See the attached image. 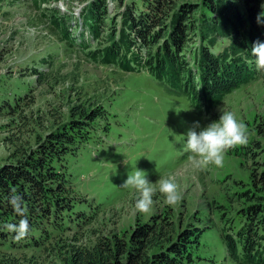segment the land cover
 Masks as SVG:
<instances>
[{
  "label": "rangeland",
  "instance_id": "1",
  "mask_svg": "<svg viewBox=\"0 0 264 264\" xmlns=\"http://www.w3.org/2000/svg\"><path fill=\"white\" fill-rule=\"evenodd\" d=\"M91 1L37 4L36 0H0V165L16 162L17 150L24 144L26 148L35 146L39 136L64 122L71 105H100L105 115L91 122V135L76 154L68 156L65 165L70 195L87 206L86 221L53 231L51 242H73L78 235V244H93L100 233L129 234L136 226L161 216L174 215L185 223L202 218L210 227L202 238V255L216 261L211 264H230L221 229L234 231L240 220L233 218L223 224L219 213L225 212L223 218L229 220L245 206L231 196L237 185L244 186L252 164L229 150L222 167L194 169L191 154L184 150L185 135L196 121L203 128L218 120L219 109L224 107L247 125L249 139L257 137L254 127L264 119V71L260 79L228 93L206 113L193 105L186 91L170 87L165 78L146 70L127 72L118 64L94 60L91 50L108 42L110 27L119 23L123 8L119 7L121 0H106L109 16L102 26L104 37L99 45L92 41L91 47H83L78 44L83 38L76 24H81V9ZM60 21L69 26L77 43L69 45L63 39ZM137 169L145 171L153 183L174 176L183 199L177 206H169L157 192L150 214L134 212L138 194L121 185ZM26 244L23 236L14 238L13 246L0 242V264L10 257L20 264L60 261L55 255L58 244L51 249L46 247L49 243Z\"/></svg>",
  "mask_w": 264,
  "mask_h": 264
},
{
  "label": "trees",
  "instance_id": "2",
  "mask_svg": "<svg viewBox=\"0 0 264 264\" xmlns=\"http://www.w3.org/2000/svg\"><path fill=\"white\" fill-rule=\"evenodd\" d=\"M262 5L264 0H121L120 22L111 25L108 42L99 43L91 55L126 71L142 66L165 78L170 87L188 92L193 105L209 111L225 94L259 77L251 48L257 41L264 42ZM107 16L106 0H92L86 8L85 17L97 41L104 37ZM63 32L70 37L68 28ZM104 115L100 105H71L64 122L39 136L35 146L24 144L17 150L16 162L0 165V242L13 246L14 238L23 236L27 246L49 243L46 247L51 249L58 244V264L216 262L201 253L202 238L210 229L202 218L185 223L174 215L161 216L129 234L100 233L93 244H78V235L73 242H51L53 231L86 221L84 201L70 195L67 160L91 135V122ZM254 128L257 137L230 150L252 164L244 186L237 185L231 196L245 206L229 220L223 218L225 212L219 213L223 224L240 220L234 231L221 229L230 264H264V119ZM3 264L20 261L10 257Z\"/></svg>",
  "mask_w": 264,
  "mask_h": 264
},
{
  "label": "clouds",
  "instance_id": "3",
  "mask_svg": "<svg viewBox=\"0 0 264 264\" xmlns=\"http://www.w3.org/2000/svg\"><path fill=\"white\" fill-rule=\"evenodd\" d=\"M260 16H264V12L260 13ZM260 16L257 17L258 23L262 22ZM251 53L255 57L257 69L264 71V42H255ZM219 111L222 114L218 120L203 128L200 122L196 121L185 135L184 150L191 154L189 161L194 169L203 170L209 165L222 167L229 150L248 143L250 132L247 125L233 111L225 110L224 107ZM124 163L127 164L126 161ZM121 186L131 188L138 194L134 212L143 214L153 211V198L157 192L163 194L165 203L169 206H177L183 199L180 185L171 175L161 177L153 183L147 178L145 171L137 169L133 174H128Z\"/></svg>",
  "mask_w": 264,
  "mask_h": 264
}]
</instances>
